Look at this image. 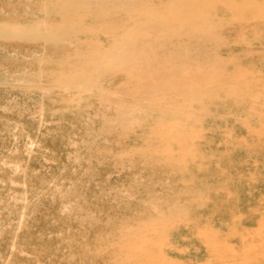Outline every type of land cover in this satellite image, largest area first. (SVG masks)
Returning a JSON list of instances; mask_svg holds the SVG:
<instances>
[{
    "label": "rangeland",
    "instance_id": "obj_1",
    "mask_svg": "<svg viewBox=\"0 0 264 264\" xmlns=\"http://www.w3.org/2000/svg\"><path fill=\"white\" fill-rule=\"evenodd\" d=\"M59 2L0 0V264H264V0Z\"/></svg>",
    "mask_w": 264,
    "mask_h": 264
},
{
    "label": "bare ground",
    "instance_id": "obj_2",
    "mask_svg": "<svg viewBox=\"0 0 264 264\" xmlns=\"http://www.w3.org/2000/svg\"><path fill=\"white\" fill-rule=\"evenodd\" d=\"M61 1H62V0H60V2H61ZM98 1H104V0H98ZM108 1H109V0H108ZM58 2H59V0H58ZM60 2H59V3H60ZM45 3H46V1H45ZM53 3H54V2H53ZM53 3H52V4H53ZM61 3H63V2H61ZM61 3H60V4H61ZM66 3H67V1H66ZM56 4H57V2H55V5H56ZM60 4H59V5H60ZM45 5H46V4H45ZM46 6H47V5H46ZM43 7H44V6H43ZM59 7H60V6H59ZM59 7H58V8H59ZM61 7H64V6H61ZM48 8L50 9L51 7H48ZM48 8H47V9H48ZM53 8H54V7H53ZM55 8H57V7L55 6ZM47 9H46V11H47ZM60 9H61V8H59V10H60ZM52 10H53V9H51V11H52ZM70 10H73V9H70ZM37 11H38V10H37ZM41 11H43V10H41ZM57 11H58V10H57ZM170 11H173V9H171ZM48 12H49V10H48ZM37 13H38V12H37ZM37 13H36V14H37ZM50 13H51V12H50ZM55 13H56V12H55ZM58 13H60V11H59ZM63 13H65V12H63ZM63 13H62V15H63ZM29 14H30V13H29ZM32 14H33V13H32ZM32 14H31V15H32ZM56 14H57V13H56ZM67 14H68V13H66V16H67ZM33 16H34V15H33ZM37 16H38V15H37ZM60 17H61V14H60ZM64 18H65V16L63 17V19H64ZM66 18H67V17H66ZM54 20H55V19H54ZM65 20H66V19H65ZM67 20H68V18H67ZM68 21H69V20H68ZM68 21H67V22H68ZM50 22H51V21H50ZM48 23H49V22H48ZM55 23H56V22H55ZM60 23H61V22H60ZM62 23L65 24L66 22L63 21ZM62 23L59 24V26L63 25ZM43 24H44V23H42V25H43ZM46 24H47V23H46ZM46 24H45V25H46ZM35 25H36V24H35ZM38 25H39V24H38ZM53 25H54V24H53ZM55 25H56V24H55ZM66 25H67V24H65V27L68 28L69 25H67V26H66ZM70 25H71V24H70ZM75 25H76V24H75ZM75 25H74V26H75ZM43 26H44V25H43ZM43 26H42V28H40V25H39V27L36 28V31L34 30L36 33H38V35H40V36H44V37H41V38L44 39L45 37H48V38H51L52 40H53V39H54V40H59V39L61 38V34H62V32H63L62 30H60L59 28H57V27H55V26L49 28L50 25L48 26V28L46 27V26H47V25H46V26L44 27V29H43ZM56 26H58V23H57ZM63 26H64V25H63ZM83 26H84V25H83ZM83 26H82V27H83ZM27 27H28V26H27ZM33 27H35V26H33ZM65 27H64V28H65ZM80 27H81V26H80ZM28 28H29V27H28ZM28 28H27V29H28ZM45 28H47V29H45ZM67 28H65V33H66ZM27 29H26V30H27ZM29 30H30V29H29ZM87 31H88V30H87ZM25 32H26V31H25ZM27 32H30V31H27ZM78 32H79V29H77V27H72V29H70V31H69V33H71V34H77V35H78ZM85 32H86V31H85ZM67 33H68V32H67ZM69 33H68V34H69ZM65 36H66V34H65ZM37 37H38V36H37ZM74 38H75V37H74ZM61 40H62V39H61ZM78 40H80V39H78ZM41 41H43V40H41ZM44 41H45V39H44ZM63 41H64V40H63ZM81 41H82V40H81ZM81 41H80V42H81ZM46 43L49 44L50 42L47 41ZM53 43H54V42H53ZM58 43H59V42H58ZM58 43H57V44H58ZM62 43H63V42H62ZM60 45H61V43H60ZM60 45H57V46H60ZM66 60H67V59H66ZM68 60H69V58H68ZM62 62H63V61H62ZM64 72H65V71H64ZM45 89H46V87H45ZM88 114H89V113H88Z\"/></svg>",
    "mask_w": 264,
    "mask_h": 264
}]
</instances>
